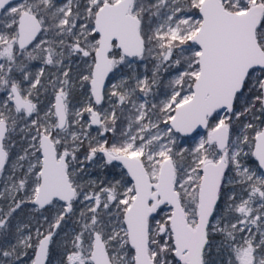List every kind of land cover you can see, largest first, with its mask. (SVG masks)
<instances>
[{"label": "snow or ice", "instance_id": "6c2138e0", "mask_svg": "<svg viewBox=\"0 0 264 264\" xmlns=\"http://www.w3.org/2000/svg\"><path fill=\"white\" fill-rule=\"evenodd\" d=\"M0 264H264V0H0Z\"/></svg>", "mask_w": 264, "mask_h": 264}]
</instances>
